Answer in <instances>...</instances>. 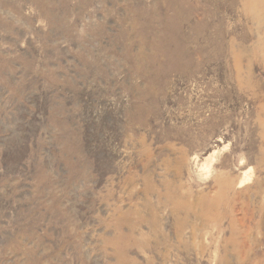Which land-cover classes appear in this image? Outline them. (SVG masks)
I'll return each mask as SVG.
<instances>
[{
  "label": "rangeland",
  "instance_id": "374dc122",
  "mask_svg": "<svg viewBox=\"0 0 264 264\" xmlns=\"http://www.w3.org/2000/svg\"><path fill=\"white\" fill-rule=\"evenodd\" d=\"M0 264H264V0H0Z\"/></svg>",
  "mask_w": 264,
  "mask_h": 264
}]
</instances>
